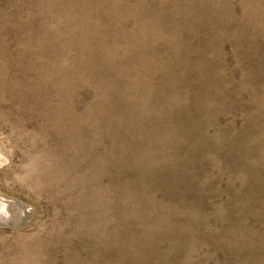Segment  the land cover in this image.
<instances>
[{"label": "rangeland", "instance_id": "rangeland-1", "mask_svg": "<svg viewBox=\"0 0 264 264\" xmlns=\"http://www.w3.org/2000/svg\"><path fill=\"white\" fill-rule=\"evenodd\" d=\"M0 264H264V0H0Z\"/></svg>", "mask_w": 264, "mask_h": 264}, {"label": "bare ground", "instance_id": "bare-ground-1", "mask_svg": "<svg viewBox=\"0 0 264 264\" xmlns=\"http://www.w3.org/2000/svg\"><path fill=\"white\" fill-rule=\"evenodd\" d=\"M5 211V210H4ZM5 213V212H4ZM21 213V212H20ZM3 215V214H2ZM22 215V214H21ZM3 216H5V215H3ZM7 217V216H6ZM7 219V218H6ZM19 219V218H18ZM21 221V220H20ZM15 223V222H14Z\"/></svg>", "mask_w": 264, "mask_h": 264}]
</instances>
